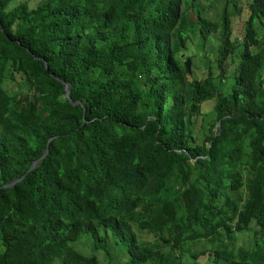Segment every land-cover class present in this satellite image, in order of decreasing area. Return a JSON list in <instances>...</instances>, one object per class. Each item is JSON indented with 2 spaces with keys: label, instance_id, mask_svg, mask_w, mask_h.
I'll list each match as a JSON object with an SVG mask.
<instances>
[{
  "label": "trees",
  "instance_id": "1",
  "mask_svg": "<svg viewBox=\"0 0 264 264\" xmlns=\"http://www.w3.org/2000/svg\"><path fill=\"white\" fill-rule=\"evenodd\" d=\"M245 7L237 40V0H0V264H264V0ZM212 34L196 78L184 47Z\"/></svg>",
  "mask_w": 264,
  "mask_h": 264
},
{
  "label": "rangeland",
  "instance_id": "2",
  "mask_svg": "<svg viewBox=\"0 0 264 264\" xmlns=\"http://www.w3.org/2000/svg\"><path fill=\"white\" fill-rule=\"evenodd\" d=\"M29 3H35L38 0H25ZM249 0H237V5L241 8L240 14H233L231 18L232 22V35L239 40L243 35V29L245 26V18H246V7L245 3H247ZM219 12V5L215 7V14H211V18H215L214 16L217 15ZM217 47V40L215 38V34H212L211 36H208L206 39H204L203 44L201 45V42H199L198 37L195 35H192L190 38V41L186 44L184 47L185 54L188 53H194L193 57L189 61V70H192V76L196 78H200L201 75L205 73V68L209 65L213 68V58L214 53L216 52ZM191 53V54H192ZM185 56V55H184ZM233 58L237 59V53H233ZM225 66V74H229L231 70H233L234 65L230 62L229 59H227L224 62ZM212 72L215 74V70L212 69ZM15 81L10 80L7 76L3 79V87L8 93H12L13 91H19L24 90V83L19 81L18 76L14 75ZM229 86V80L226 78H223L221 81V88L223 90L227 89ZM202 108L205 110V105L202 106ZM198 124V123H197ZM249 234L239 235L236 239V244H243L246 245L249 241ZM83 241H80L76 247L79 248L84 253H92V250L89 245V241H84V244H82ZM192 250H199L200 247L196 245L190 246ZM96 257L98 258L99 262L101 264H105L107 262V257L103 254L102 251L95 252ZM192 258L191 255L186 254L182 258V264H190ZM197 262L199 264H211L209 261H207L206 256H201L197 259Z\"/></svg>",
  "mask_w": 264,
  "mask_h": 264
},
{
  "label": "water",
  "instance_id": "3",
  "mask_svg": "<svg viewBox=\"0 0 264 264\" xmlns=\"http://www.w3.org/2000/svg\"><path fill=\"white\" fill-rule=\"evenodd\" d=\"M184 67H185V69H186L187 71H189V59H188V58L185 59ZM64 91H65V96L67 97L68 100H70L69 97H68V86H67L66 83H64ZM72 103H73V104H77V103H79V102H78V101H75V102H72ZM216 125H217V124H216ZM48 140H49V139H48ZM46 152H47V149H45V150L43 151V153L41 154V156H40L39 158H37L36 160H34V161L32 162V164L30 165V167H29L28 169L33 168V167L37 164V162H38L41 158L44 157V155L46 154ZM19 179H20V178L15 179V180H12L11 182L4 184L3 187L11 186V185H13L16 181H18Z\"/></svg>",
  "mask_w": 264,
  "mask_h": 264
}]
</instances>
